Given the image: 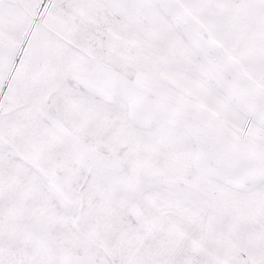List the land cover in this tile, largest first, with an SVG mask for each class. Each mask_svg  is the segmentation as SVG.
I'll return each instance as SVG.
<instances>
[{
    "label": "snow or ice",
    "instance_id": "1",
    "mask_svg": "<svg viewBox=\"0 0 264 264\" xmlns=\"http://www.w3.org/2000/svg\"><path fill=\"white\" fill-rule=\"evenodd\" d=\"M0 264H264V0H0Z\"/></svg>",
    "mask_w": 264,
    "mask_h": 264
}]
</instances>
